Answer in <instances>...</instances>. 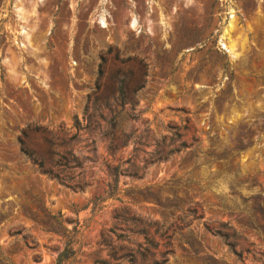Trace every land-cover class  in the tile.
I'll list each match as a JSON object with an SVG mask.
<instances>
[{"label":"rangeland","instance_id":"374dc122","mask_svg":"<svg viewBox=\"0 0 264 264\" xmlns=\"http://www.w3.org/2000/svg\"><path fill=\"white\" fill-rule=\"evenodd\" d=\"M0 264H264V0H0Z\"/></svg>","mask_w":264,"mask_h":264},{"label":"trees","instance_id":"16d2710c","mask_svg":"<svg viewBox=\"0 0 264 264\" xmlns=\"http://www.w3.org/2000/svg\"><path fill=\"white\" fill-rule=\"evenodd\" d=\"M119 94L121 97L124 96V91H123V88H122V84L119 86ZM194 212H197L196 210H194ZM69 255L67 254V251H63L59 254V259H65L67 258Z\"/></svg>","mask_w":264,"mask_h":264},{"label":"bare ground","instance_id":"6f19581e","mask_svg":"<svg viewBox=\"0 0 264 264\" xmlns=\"http://www.w3.org/2000/svg\"><path fill=\"white\" fill-rule=\"evenodd\" d=\"M132 24H134V22L132 23ZM229 34V33H228ZM225 45V44H224ZM232 52V51H231ZM233 53V52H232Z\"/></svg>","mask_w":264,"mask_h":264}]
</instances>
